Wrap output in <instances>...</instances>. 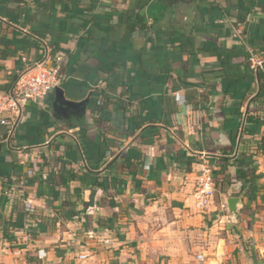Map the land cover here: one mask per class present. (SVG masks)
Listing matches in <instances>:
<instances>
[{"label":"crops","instance_id":"crops-1","mask_svg":"<svg viewBox=\"0 0 264 264\" xmlns=\"http://www.w3.org/2000/svg\"><path fill=\"white\" fill-rule=\"evenodd\" d=\"M45 1L0 0L1 90L47 47L66 98L88 103L62 111L54 93L0 126V264H264V190L236 181L246 152L264 186L248 60H264V0ZM204 167L217 183L200 211Z\"/></svg>","mask_w":264,"mask_h":264},{"label":"built area","instance_id":"built-area-1","mask_svg":"<svg viewBox=\"0 0 264 264\" xmlns=\"http://www.w3.org/2000/svg\"><path fill=\"white\" fill-rule=\"evenodd\" d=\"M45 58L27 67L19 76L14 87L9 93L0 94V126L6 127L10 132L18 125L22 116L23 104L27 101L41 102L50 95L56 93L60 88L65 76L62 74L63 58L56 57L51 63L49 61V50L44 49ZM251 69L256 73L264 74V60L254 53L249 54ZM27 187V180L23 178L19 183L18 193L24 196ZM215 195V181L213 171L209 167H204L197 179L193 198L196 207L200 211L206 210L212 203ZM27 210L32 209L30 202L25 201ZM86 254H81L79 260L87 259ZM203 255L197 256L199 261L203 260Z\"/></svg>","mask_w":264,"mask_h":264},{"label":"trees","instance_id":"trees-1","mask_svg":"<svg viewBox=\"0 0 264 264\" xmlns=\"http://www.w3.org/2000/svg\"><path fill=\"white\" fill-rule=\"evenodd\" d=\"M61 2V0H46L43 3H40V7L43 8L44 10H50L53 9V7L57 4ZM136 24L137 25H142V27H146V22L144 20V18L142 17H137L136 19ZM135 23L130 25L131 30H135L137 25ZM24 70H22L19 74L15 75L12 77V81L6 85L5 87L2 88L0 87V94H6L9 93L10 90L14 87L15 83L17 82V80L19 79L20 74L23 72ZM254 102H256V107L253 109L252 115L250 117V119L256 118L257 120H260L259 116H255L257 114H253V113H260V112H264V91H262L254 100ZM262 144L264 145V138L262 139ZM224 162H228V160H224ZM254 156L247 154L246 152H242L239 157L237 158V170H236V181L242 183V190L241 192H243L246 188L248 189V191L250 193H258L261 190H264V186H257L256 184H254V180L257 178H260V176H258L256 174V166L254 164ZM228 170V167L221 169L219 172H217L216 175H218L219 173L224 174V184L225 185H231L233 183L232 181V177L231 175L228 173H226ZM226 173V174H225ZM217 177V176H216ZM21 180V179H20ZM215 181V186H216V178L214 179ZM240 192V193H241Z\"/></svg>","mask_w":264,"mask_h":264},{"label":"water","instance_id":"water-1","mask_svg":"<svg viewBox=\"0 0 264 264\" xmlns=\"http://www.w3.org/2000/svg\"><path fill=\"white\" fill-rule=\"evenodd\" d=\"M88 103V100H85L83 102H74L71 100H68L65 96V92L63 89L58 88L56 90V100L54 106L59 108L62 111L66 110H72V111H85L86 110V105ZM239 200L238 199H230L228 200L227 204L229 206V210L233 213L237 212V204Z\"/></svg>","mask_w":264,"mask_h":264}]
</instances>
